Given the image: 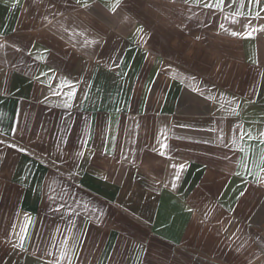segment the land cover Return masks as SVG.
Instances as JSON below:
<instances>
[{"label":"crops","instance_id":"0c3cea01","mask_svg":"<svg viewBox=\"0 0 264 264\" xmlns=\"http://www.w3.org/2000/svg\"><path fill=\"white\" fill-rule=\"evenodd\" d=\"M0 264H264V0H0Z\"/></svg>","mask_w":264,"mask_h":264}]
</instances>
